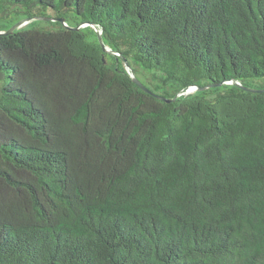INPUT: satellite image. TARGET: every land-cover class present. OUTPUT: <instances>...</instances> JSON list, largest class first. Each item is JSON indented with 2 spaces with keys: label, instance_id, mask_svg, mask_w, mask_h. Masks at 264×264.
<instances>
[{
  "label": "trees",
  "instance_id": "1",
  "mask_svg": "<svg viewBox=\"0 0 264 264\" xmlns=\"http://www.w3.org/2000/svg\"><path fill=\"white\" fill-rule=\"evenodd\" d=\"M27 18L0 35V264H264V91L228 82L264 88V0H0V30Z\"/></svg>",
  "mask_w": 264,
  "mask_h": 264
},
{
  "label": "water",
  "instance_id": "2",
  "mask_svg": "<svg viewBox=\"0 0 264 264\" xmlns=\"http://www.w3.org/2000/svg\"><path fill=\"white\" fill-rule=\"evenodd\" d=\"M40 19V20H46V21H60L62 22L63 24L67 25L68 26V23L66 22L65 18L64 17H60V16H36L34 17V19ZM30 20H32V18H27V19H24V20H21L19 21L18 23L14 24L9 30L7 31H2L0 30V35L1 34H4V33H12L15 31V29H17L18 27L24 25L25 23L29 22ZM88 24V25H91L95 28V30L97 31L98 33V36H99V40L102 44V47L104 49L105 52H109V53H112V50L106 46V44L104 43L103 41V36H102V29H99V27L95 24V23H88V22H84L82 24ZM80 24L79 26H76L75 29H78L80 28V26L82 25ZM126 64L129 66V69H130V72H131V75L133 77V80L134 82H136L141 88H143L145 91L159 97L160 99H163V100H166L168 102L172 101V100H176L177 96H175L174 98L172 99H169L167 98L166 96L164 95H161V94H158L157 92L153 91L151 88H149L146 84H144V82L136 75L132 65L129 64V62L126 60ZM230 83H234L238 86H240L241 88L245 89V90H249V91H253V92H259V91H264V88L263 89H259V88H252V87H249V86H246V85H243L242 83H240L239 81L237 80H230L228 81ZM224 84V81L220 82V83H209L205 86H197V85H193L191 86L190 88H193V87H197L199 90H205V89H208V88H211V87H215V86H220V85H223Z\"/></svg>",
  "mask_w": 264,
  "mask_h": 264
},
{
  "label": "rangeland",
  "instance_id": "3",
  "mask_svg": "<svg viewBox=\"0 0 264 264\" xmlns=\"http://www.w3.org/2000/svg\"><path fill=\"white\" fill-rule=\"evenodd\" d=\"M47 13H48L49 16H54V15H55V12H54L53 10H48ZM43 21H46V20H43ZM41 25L52 26V25H50V24H47L46 22H42ZM87 25H88V24L85 23V24H82L81 26H82V27H85V26H87ZM139 76H140L141 79L144 80V81H147V80H149V78H152V74H151L150 72L144 71V70H142L141 68H139ZM220 86H222V85H220ZM190 89H191V88L188 89V92H189V93H194V92H196L197 90H199L197 87H193V89H192L191 92H190Z\"/></svg>",
  "mask_w": 264,
  "mask_h": 264
},
{
  "label": "bare ground",
  "instance_id": "4",
  "mask_svg": "<svg viewBox=\"0 0 264 264\" xmlns=\"http://www.w3.org/2000/svg\"><path fill=\"white\" fill-rule=\"evenodd\" d=\"M192 89H193V88L190 89V92H191Z\"/></svg>",
  "mask_w": 264,
  "mask_h": 264
}]
</instances>
